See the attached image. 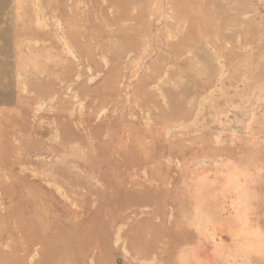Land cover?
Segmentation results:
<instances>
[{"label": "rangeland", "instance_id": "obj_1", "mask_svg": "<svg viewBox=\"0 0 264 264\" xmlns=\"http://www.w3.org/2000/svg\"><path fill=\"white\" fill-rule=\"evenodd\" d=\"M0 264H264V0H0Z\"/></svg>", "mask_w": 264, "mask_h": 264}]
</instances>
